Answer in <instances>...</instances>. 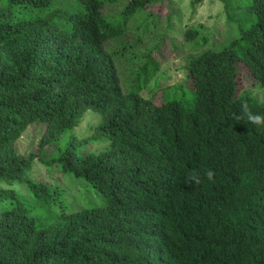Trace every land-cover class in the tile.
Masks as SVG:
<instances>
[{
  "label": "trees",
  "instance_id": "trees-1",
  "mask_svg": "<svg viewBox=\"0 0 264 264\" xmlns=\"http://www.w3.org/2000/svg\"><path fill=\"white\" fill-rule=\"evenodd\" d=\"M157 1L0 0V264H264V126L238 120L242 102L264 114L239 86L240 63L264 85V0H220L234 37L190 54L193 104L143 95L161 70L154 48L122 86L118 63L136 58L121 30ZM88 109L101 122L86 139L105 136V148L82 155L71 140L56 160L99 198L72 207L27 170ZM36 122L40 152L21 154ZM207 168L215 182L187 180Z\"/></svg>",
  "mask_w": 264,
  "mask_h": 264
},
{
  "label": "rangeland",
  "instance_id": "rangeland-1",
  "mask_svg": "<svg viewBox=\"0 0 264 264\" xmlns=\"http://www.w3.org/2000/svg\"><path fill=\"white\" fill-rule=\"evenodd\" d=\"M193 3L196 5L194 6ZM112 10L110 7L105 8L108 13ZM172 13H174L173 18L168 21ZM158 15L160 18L157 17ZM201 25L206 30L200 33L197 40H184L183 33L187 28ZM232 30L233 28L228 24L220 0L157 1L150 5L148 10L134 15L119 35L121 43L118 46L127 45L129 48L134 46L125 57L134 56L136 58L133 61L123 60L118 63L123 88L125 90L132 88L137 71L135 68L142 64L143 54L154 48V56L161 63V70L151 80L147 89L143 91V95L147 98L154 95L156 102H161L164 96L168 98L176 95L177 99L193 104L195 94L191 90V81L188 80L185 70L190 54L198 48H196L198 41L201 42L206 37L207 43L204 47L214 46L215 44L217 47L225 45L234 37ZM161 33L165 35L162 37L160 46L157 47L156 43ZM141 38L143 40L138 45L137 43L140 42ZM109 45H112V40L107 43L108 48ZM120 53H122V50L117 51L115 55ZM239 82L240 91L250 89L257 101L264 102V85L257 82L250 73L249 68L242 63L239 66ZM100 122L101 115L98 111L86 110L76 128L56 139L51 145L45 147L41 153H39L40 140L47 129L44 123L31 124L17 142L21 154L39 153V157L33 161L32 168H29L27 173L37 180L59 184L62 187L64 200L72 207L85 203L84 200H81L83 195L88 198V205L96 203L99 197L87 183L85 184L82 180H77L74 176L64 173L56 159L71 140H74L78 152L82 155L91 151L103 150L104 145L99 146V144L104 141L105 136L98 135L96 139L93 137H91V140L86 139L90 134H93V129ZM105 146L107 147L108 144L106 143ZM12 187L25 198L33 200L31 192L24 183L18 181Z\"/></svg>",
  "mask_w": 264,
  "mask_h": 264
},
{
  "label": "clouds",
  "instance_id": "clouds-1",
  "mask_svg": "<svg viewBox=\"0 0 264 264\" xmlns=\"http://www.w3.org/2000/svg\"><path fill=\"white\" fill-rule=\"evenodd\" d=\"M241 121L246 120L249 124L255 126H264V114L253 111L249 108L247 103L242 102L240 104L239 119ZM215 171L211 168H207L203 173H199L195 170L187 177V180L194 184H201L205 180L208 182H215Z\"/></svg>",
  "mask_w": 264,
  "mask_h": 264
}]
</instances>
